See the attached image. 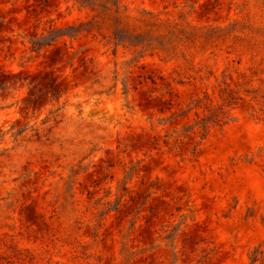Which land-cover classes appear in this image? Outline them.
<instances>
[{
    "label": "rangeland",
    "instance_id": "1",
    "mask_svg": "<svg viewBox=\"0 0 264 264\" xmlns=\"http://www.w3.org/2000/svg\"><path fill=\"white\" fill-rule=\"evenodd\" d=\"M100 1L0 0V264H264V0Z\"/></svg>",
    "mask_w": 264,
    "mask_h": 264
},
{
    "label": "trees",
    "instance_id": "2",
    "mask_svg": "<svg viewBox=\"0 0 264 264\" xmlns=\"http://www.w3.org/2000/svg\"><path fill=\"white\" fill-rule=\"evenodd\" d=\"M80 1L84 4H93L94 0H76ZM99 10L103 13H106L110 15L115 20L117 19L119 22L124 21V19L127 17L124 12H121L119 7L115 2H112L111 0H101L98 2ZM86 22L80 25V27H83ZM78 32V30H77ZM255 261V260H254Z\"/></svg>",
    "mask_w": 264,
    "mask_h": 264
}]
</instances>
